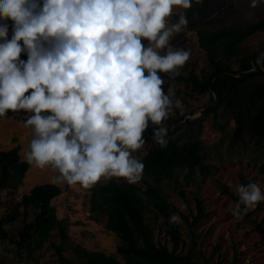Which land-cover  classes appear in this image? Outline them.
<instances>
[{"label":"clouds","instance_id":"clouds-1","mask_svg":"<svg viewBox=\"0 0 264 264\" xmlns=\"http://www.w3.org/2000/svg\"><path fill=\"white\" fill-rule=\"evenodd\" d=\"M260 4L264 0H249L248 7ZM192 5L193 0H0V118L9 111L27 114L24 126L32 138L25 160L51 166L56 183L91 188L115 178L138 184L145 165L134 153L146 143L149 122L164 149V121L184 108L173 87L165 92L160 74L174 78L190 59L188 49L171 44L189 23L185 12L175 23L169 18L175 8ZM255 66L264 70V53ZM235 192L234 217L264 202L258 181L237 184ZM178 208L186 214L188 205L180 202ZM169 223L183 219L172 213Z\"/></svg>","mask_w":264,"mask_h":264},{"label":"trees","instance_id":"trees-1","mask_svg":"<svg viewBox=\"0 0 264 264\" xmlns=\"http://www.w3.org/2000/svg\"><path fill=\"white\" fill-rule=\"evenodd\" d=\"M213 1L193 0L190 9L177 7L169 18L175 23L179 13L185 12L189 23L171 44L180 47L184 39L194 36L193 46L200 51V57L188 49L190 59L178 76L160 74L165 80V92L173 87L184 105L182 113L177 111L164 121L167 147L161 149L155 143L152 135L156 126L149 122L143 133L146 143L135 153L145 165L143 179L130 185L102 178L85 188L89 192L88 215L94 221L104 220L103 229L116 235L115 253L122 260L81 246L73 248L75 259L63 253L65 227L52 202L62 190L56 183L41 182L18 198L11 196L29 165L21 157L20 147L13 145L0 150V264H45L42 249L54 231L60 236L59 244L50 243L56 253L54 264H222L206 257L198 246V224L209 214L198 192H193L194 214L179 212L166 196L171 188L182 197L183 187L198 189L221 165L235 159L264 168V70L255 66L262 53L247 43L264 30V17L246 24H227L229 9L217 10L207 17ZM21 59L27 56L22 54ZM198 106L203 108L201 115L191 118ZM7 115L4 118L16 117L22 122L28 118L22 111H9ZM207 121L215 130L211 141ZM250 181L244 175L240 177V184ZM215 182L237 202L236 193ZM148 211L163 217L159 229L171 247L154 239L146 220ZM253 212L250 209L243 219L254 224L264 241V226L251 217ZM172 213H179L183 224H170ZM236 261L234 257L230 264Z\"/></svg>","mask_w":264,"mask_h":264},{"label":"rangeland","instance_id":"rangeland-1","mask_svg":"<svg viewBox=\"0 0 264 264\" xmlns=\"http://www.w3.org/2000/svg\"><path fill=\"white\" fill-rule=\"evenodd\" d=\"M248 4L249 0H214L207 17L221 9L230 10L229 19L226 20L227 24H246L256 22L264 17V4H260L255 9H249ZM176 35L172 40L177 38ZM193 38L194 36H190L184 39L180 45L197 53L196 55L200 57V51L193 46ZM247 43L252 49H258L264 53V30L252 36ZM202 62L203 60L200 59L199 63ZM201 102L199 101L198 104ZM202 109L201 106H198L191 118L200 116ZM206 126L208 139L211 141L215 137V130L209 125V121H207ZM31 138V128H26L24 122L18 118L0 119V150L18 145L21 157L25 159L24 150ZM57 175L58 172L54 171L51 166L41 168L37 167L35 163L29 164L21 183L11 196L18 198L19 195L27 192L37 183H56L54 178ZM242 175L251 180L250 182L258 181L264 190V168H260L258 164L249 163L245 159L241 161L235 159L233 162L221 165L211 177L199 184L198 189L185 186L182 197L177 193V190L171 188L166 191V196L167 200L177 208L180 202L187 204V213L192 212L193 214L195 213L193 192H198L204 200L205 211L209 214L200 220L197 230L200 232L198 246L206 257H210L213 261H220L222 264H230L234 257L237 259L236 264H264V241H262L261 234L254 228V224L244 220L243 216L237 218L232 215L230 209L235 204L234 200L215 182L217 180L220 184L226 185L228 191L236 193L235 185L240 184ZM229 182L233 187L228 186ZM56 184L60 186L62 192L52 202L57 217L62 220L65 227L66 237L63 253L75 259L76 254L73 248L81 246L89 250L103 251L122 260L115 253L116 235L103 229L104 220L94 221L88 215L89 192L79 184ZM251 209H254L251 217L260 222L261 226H264V202L257 203ZM162 219L161 215H155L152 211L146 213V220L152 228L154 239L167 242V237L159 229ZM55 232L51 235L50 240L44 243L42 249L43 257L46 260L45 264L55 263L56 253L50 245L51 242L55 244L60 242V236ZM167 245L171 247L170 242H167Z\"/></svg>","mask_w":264,"mask_h":264}]
</instances>
